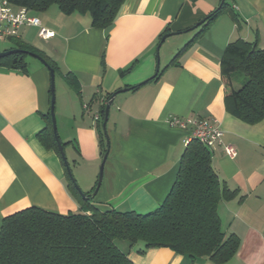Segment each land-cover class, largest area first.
Returning <instances> with one entry per match:
<instances>
[{
  "label": "crops",
  "instance_id": "obj_1",
  "mask_svg": "<svg viewBox=\"0 0 264 264\" xmlns=\"http://www.w3.org/2000/svg\"><path fill=\"white\" fill-rule=\"evenodd\" d=\"M226 2L236 18L225 11L198 36L202 23L195 25L221 0H125L105 29L93 27L88 14H64L51 5L30 13L54 37L40 40L37 27L25 26L17 40L58 67L55 74L64 83L55 99L57 133L84 193L95 187L102 160L94 116H100L109 93L127 88L109 106V148L92 196L100 210L145 214L156 209L174 182L192 131L191 124L172 126L168 118L216 119L223 144L237 152L231 158L221 145L211 150L220 185L236 191L217 205L222 232L239 238L236 254L224 264H264V119L248 124L225 110L220 73L227 43L257 39L264 48V0ZM162 34L169 35L160 42ZM6 41L12 44H0V52L15 47L11 39L0 42ZM24 63V69L0 66V226L3 217L30 206L59 214L80 211L64 163L38 137L50 114L49 70L26 57ZM157 66L158 78L147 81ZM67 73L78 82L79 93L68 85ZM116 244L134 264H215L165 247L141 251L143 243Z\"/></svg>",
  "mask_w": 264,
  "mask_h": 264
},
{
  "label": "trees",
  "instance_id": "obj_2",
  "mask_svg": "<svg viewBox=\"0 0 264 264\" xmlns=\"http://www.w3.org/2000/svg\"><path fill=\"white\" fill-rule=\"evenodd\" d=\"M14 6H24L40 13L56 5L64 14H88L91 25L105 29L111 25L125 0H8ZM236 15L226 0L204 19L201 34L223 12ZM164 35L162 34L161 39ZM14 48L42 56L47 66L58 67L40 50L11 39ZM193 40L189 41L188 46ZM185 49H180L174 59ZM27 53H16L0 58V66L25 68ZM16 59L13 62V59ZM173 59V60H174ZM131 67L120 71L127 72ZM242 73L245 80L240 88H233L232 76ZM220 73L225 81V110L248 124L264 119V48L257 39H237L227 43L220 59ZM157 73L147 81L157 79ZM68 85L79 93L76 79L67 73ZM143 83L130 87L137 89ZM100 106L97 125L100 133L102 157L109 144L103 133L102 122L106 101ZM95 96L93 99H95ZM47 126L38 133L43 144L60 155L55 141L51 117ZM174 182L159 206L151 212L139 214L114 208L100 210L93 205L91 192L82 197L75 188L67 170L68 187L80 204L79 212L59 214L30 206L3 217L0 226V264H134L118 244L143 243L141 251L148 248H169L181 255L195 259L208 258L215 264L227 263L237 252L239 238L234 233L224 235L217 214L222 198H231L236 191L220 185L212 165V152L197 139H190L182 150ZM60 160L63 162L61 156Z\"/></svg>",
  "mask_w": 264,
  "mask_h": 264
},
{
  "label": "built area",
  "instance_id": "obj_3",
  "mask_svg": "<svg viewBox=\"0 0 264 264\" xmlns=\"http://www.w3.org/2000/svg\"><path fill=\"white\" fill-rule=\"evenodd\" d=\"M37 27V35L40 40H46L54 37V31L43 27L40 19L30 13V10L24 6H14L8 0H0V40H10L19 38L20 27ZM98 115L94 119L98 120ZM168 123L172 126L185 128L187 124L192 125L190 138L186 143L194 138L205 145L208 150H213L216 146H223L224 152L231 158L235 157L237 152L232 145L223 144V131L216 119H190L171 116Z\"/></svg>",
  "mask_w": 264,
  "mask_h": 264
},
{
  "label": "water",
  "instance_id": "obj_4",
  "mask_svg": "<svg viewBox=\"0 0 264 264\" xmlns=\"http://www.w3.org/2000/svg\"><path fill=\"white\" fill-rule=\"evenodd\" d=\"M224 0H221V4ZM221 4L219 6H221ZM204 20L200 21V23H198L197 25H195V27H197L199 24L203 23ZM169 34H164V36L162 37L161 41L164 40V38L166 36H168ZM160 46V43L158 44V47ZM16 53H27L31 56H34L36 57L38 60L41 61V63L44 64V66H46L49 70V75H50V117H51V124H52V130H53V135H54V138H55V141L57 143V147H58V150H59V153L63 160V163L65 165V169L67 170V173L69 175V177L71 178L75 188L78 190L79 194L84 197V198H87V196L85 195V193L80 189V187L76 184V182L74 181V177L70 171V167H69V164H68V161H67V158L64 153V150H63V145L58 136V133H57V127H56V119H55V85H54V78H55V72L53 70V68L47 66V62L42 58V56H39L38 54L36 53H33V52H30V51H27V50H23V49H18V48H12V49H8V50H5V51H1L0 52V58L2 57H5V56H9L11 54H16ZM16 59L14 58L13 59V62H15ZM158 73V66L156 67V70H155V73L150 77L152 78L153 76H155L156 74ZM127 90V88H121L117 91H114L110 96L109 98L107 99L106 101V105H105V108H104V117H103V122H102V128H103V132H104V135L106 137V142L108 143V138H107V134H106V122H107V119H108V111H109V106L111 104V101L113 100L114 96L118 93V92H121V91H125ZM106 157H107V153H104L103 157H102V160H101V163H100V166H99V173H98V178H97V182H96V185H95V188L93 190V192L91 193V196H94L98 190V187L100 185V182L102 179V173H103V167L104 166V162L106 160Z\"/></svg>",
  "mask_w": 264,
  "mask_h": 264
},
{
  "label": "rangeland",
  "instance_id": "obj_5",
  "mask_svg": "<svg viewBox=\"0 0 264 264\" xmlns=\"http://www.w3.org/2000/svg\"><path fill=\"white\" fill-rule=\"evenodd\" d=\"M56 6V5H55ZM1 41V40H0ZM0 44H6V45H11L12 43L11 42H8L6 41L5 43L3 42H0ZM26 60L28 62H32V63H39L41 61H39L36 57L34 56H31L29 54H27L26 56ZM245 76L242 74V73H235L233 76H232V84H233V88L235 89H238L242 86L243 84V81L245 80ZM63 81L62 79L60 78V75L58 73L55 74V78H54V85H55V99H56V95L59 93V90H60V87L61 85H63ZM75 179V178H74ZM116 241H121L123 243H127L126 241L124 240H119L117 239ZM141 243V242H140Z\"/></svg>",
  "mask_w": 264,
  "mask_h": 264
}]
</instances>
